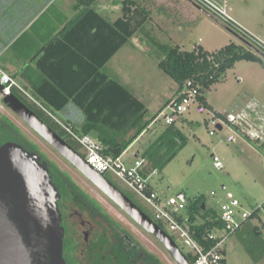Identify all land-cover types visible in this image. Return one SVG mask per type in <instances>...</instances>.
<instances>
[{
  "label": "rangeland",
  "instance_id": "obj_1",
  "mask_svg": "<svg viewBox=\"0 0 264 264\" xmlns=\"http://www.w3.org/2000/svg\"><path fill=\"white\" fill-rule=\"evenodd\" d=\"M226 1L230 13L237 20L264 38V0ZM138 3L139 8L133 20L136 32L130 40L131 44L122 46L109 64L121 74L122 80L134 94L147 103L146 120L156 116L161 104L180 88V84L159 67V62L165 58L159 43L179 45L185 50L202 45L206 50L216 52L235 42L261 55L263 59L236 62L221 81L206 90L205 95L212 108H207L203 113L192 108L176 122L186 143L164 168L151 177L150 185L164 202L175 197L180 213L184 216L194 211L195 201L201 196L205 198L208 208L220 209L227 191L240 198L247 211L263 204L258 211L260 218L253 221L263 226V233L258 235L244 226L229 237L225 250L228 264H264V55L191 0H138ZM96 6L104 14L112 13L110 10L115 9L114 14H110L113 20L122 14V3L118 0L98 1ZM190 6L197 16L188 14L187 7ZM31 96L32 92L27 90V101L36 104ZM214 111L223 114L234 112L238 119L234 123L223 119V129L211 134L210 131L214 130L211 123ZM0 123L11 128L56 164L64 177L97 200L115 223L159 258L162 264H178L154 235L142 229L2 100ZM164 127L163 119L152 124L149 132L122 155V160L128 165L134 164L136 152L147 147L149 140ZM246 132L258 134L261 139H249ZM229 134L235 135V141H227ZM10 137L8 132L0 131V142ZM80 151L86 153L81 146ZM213 154L223 162L222 168L215 166ZM107 175L154 217V210L123 180L110 172ZM180 194L185 195V200L180 199ZM198 221H201L200 216ZM65 224L71 233L72 224ZM76 228L78 232L75 235L82 240L79 233L81 228L77 224ZM167 230L174 234L169 228ZM176 240L186 253L193 256L186 244L177 237ZM72 244H69V248Z\"/></svg>",
  "mask_w": 264,
  "mask_h": 264
},
{
  "label": "trees",
  "instance_id": "obj_2",
  "mask_svg": "<svg viewBox=\"0 0 264 264\" xmlns=\"http://www.w3.org/2000/svg\"><path fill=\"white\" fill-rule=\"evenodd\" d=\"M97 1L98 0H76V4L78 8L82 7L88 10V12L95 13L96 16L100 18L102 24L105 23L110 28L108 36L101 38V71L93 78L86 79L84 88L73 94L74 96L72 98L85 115L84 121L81 123H63L70 126L81 135H91L102 145V152L105 155L118 158L122 156L132 143L148 128L158 114L152 119L146 120L148 107L145 102L134 94V92L122 81L119 75L110 74L103 69L109 59L125 43L129 42L136 32L133 26V20L134 14L139 8L138 0H120L122 3V16L115 22H110L94 9L93 5ZM158 45L160 49L165 52V58L159 62V67L180 84V87L187 78H196L201 84V102L207 108L212 107L205 95L206 90L210 89L215 83L221 81L227 71L235 66L236 62L240 60H263L261 55L235 42L230 43L216 52H210L202 45H196L193 50H185L179 45L167 43H159ZM12 92L16 93L74 148L80 151L79 142L72 137L61 123L47 113L42 107L38 106V104L27 101L25 93L18 87H13ZM62 107L63 106L58 105L48 107V109L54 113L56 110L62 109ZM214 114L218 117L223 116V113L218 111H214ZM0 131L5 133L8 132L11 135V137L8 138L9 140H15L22 143L26 148L38 152L23 139V137L15 134L11 128L4 127L1 123ZM183 139L185 138L183 137L182 131L177 127L176 123L168 125L159 138H157L141 155V157H144L150 162V167L146 170V173L153 169L159 170L164 168L185 145L186 141ZM163 148H166L165 152H163ZM38 154L48 162L58 182L61 181V178H64L65 181L73 183V181L64 177L56 164L48 160L41 153L38 152ZM106 176L109 178L108 175ZM73 184L75 185V183ZM78 190L80 191V189ZM135 202L153 218L149 211L137 201ZM194 206V211L188 213L194 236L205 247L209 248L214 245V241L207 239V233L223 226L220 209L208 208L203 196L197 198ZM198 216L201 217V221H198ZM256 218H260L257 211L244 221L242 227L236 232L240 231L244 226H248L251 231L258 235L263 233V226L253 222ZM115 224L118 229H120V232L131 237V235L121 229L117 223ZM159 224L161 225V223ZM120 232L117 237L121 244L124 238L121 237ZM220 251L222 253L221 264H228L225 247ZM146 253L149 262L152 264H162L155 255L148 251H146ZM186 254L193 263L195 257L191 254Z\"/></svg>",
  "mask_w": 264,
  "mask_h": 264
},
{
  "label": "water",
  "instance_id": "obj_3",
  "mask_svg": "<svg viewBox=\"0 0 264 264\" xmlns=\"http://www.w3.org/2000/svg\"><path fill=\"white\" fill-rule=\"evenodd\" d=\"M3 89L0 82V95ZM2 101L142 229L154 235L178 264H193L168 231L16 93L4 94ZM179 197L185 200L184 194ZM60 198L50 168L38 152L17 141L0 144V264H67Z\"/></svg>",
  "mask_w": 264,
  "mask_h": 264
},
{
  "label": "crops",
  "instance_id": "obj_4",
  "mask_svg": "<svg viewBox=\"0 0 264 264\" xmlns=\"http://www.w3.org/2000/svg\"><path fill=\"white\" fill-rule=\"evenodd\" d=\"M97 2L93 5L94 9L110 22L122 16L113 20L110 14L116 10L111 9L112 13L104 14L96 6ZM76 3V0H0V65L21 88L31 91L45 108L63 106L54 113L48 110L65 123L84 121L85 115L72 97L84 88L86 79L93 78L101 71V38L110 33L109 26L102 24L95 13L78 8ZM187 11L197 16L192 6L187 7ZM128 43L131 44V41L124 45ZM121 49L103 67L106 72L120 78L121 74L110 67L109 62ZM179 89L161 104L159 111ZM155 123L154 119L129 148L139 142ZM167 126L165 124L149 140L147 147L136 152V158L141 157ZM165 151L166 148H163ZM147 166L150 167V162Z\"/></svg>",
  "mask_w": 264,
  "mask_h": 264
},
{
  "label": "built area",
  "instance_id": "obj_5",
  "mask_svg": "<svg viewBox=\"0 0 264 264\" xmlns=\"http://www.w3.org/2000/svg\"><path fill=\"white\" fill-rule=\"evenodd\" d=\"M191 1L215 17L216 20L227 26V28L238 33L251 44L256 51L264 55V38L237 20L230 13L226 0H224L223 3H219L216 0ZM0 82L4 85L0 100H2L4 94L12 93L13 87H18L23 93L27 94V91L21 88L16 79L1 65ZM31 98L61 123L72 137L79 142L80 146L84 148L86 152L82 154L96 170L105 175L110 172L119 177L154 210L153 219L161 223L166 231H168L167 229L169 228L174 234L168 232L175 240L176 237L179 238L191 249L195 257L193 264H221L222 253L220 250L225 247L229 237L241 228L243 222L250 218L255 211L258 212L263 207V204H261L252 211H247L244 209L241 199L236 197L233 192L227 191L226 199L220 207V216L223 221V226L207 233V239L214 241V245L207 248L194 236L190 218L188 215L184 216L180 213L177 199L171 197L164 202L157 191L152 188L150 179L153 175L158 173V170L153 169L146 173L149 167L147 166L148 161L144 157H137L134 164L128 165L122 160V156L113 158L109 155H105L102 152V145L95 138L91 135H81L77 133L70 126L57 119L33 96H31ZM192 108H196L201 113L207 110V107L201 102V84L196 78H187L183 82L178 93L160 110L155 120L163 119L166 125H171L183 118ZM223 119L229 123H234L237 121L238 116L234 112L223 114L222 117L213 114L211 123L214 126V130L210 131L211 134H215V131L220 129L219 125H221L223 129L225 124ZM245 135L249 139H261V136L258 134L252 135L246 132ZM235 139L236 137L233 134L227 136V141L231 142L235 141ZM213 157L215 166L222 168L223 162L219 156L213 154Z\"/></svg>",
  "mask_w": 264,
  "mask_h": 264
},
{
  "label": "flooded vegetation",
  "instance_id": "obj_6",
  "mask_svg": "<svg viewBox=\"0 0 264 264\" xmlns=\"http://www.w3.org/2000/svg\"><path fill=\"white\" fill-rule=\"evenodd\" d=\"M7 141L15 140L5 139L0 144ZM41 159L49 166L53 181L61 194L59 206L65 226L64 257L67 264H152L147 258L148 250L133 236L120 232L97 200L64 178L58 182L48 162L42 157ZM65 222L72 224L71 233ZM76 224L81 228L79 233L82 240L75 235L78 232ZM119 232L124 238L121 244L117 237ZM71 242L73 244L69 248Z\"/></svg>",
  "mask_w": 264,
  "mask_h": 264
}]
</instances>
